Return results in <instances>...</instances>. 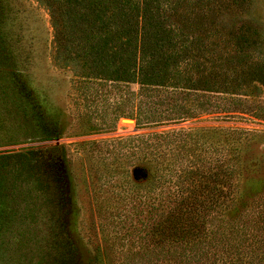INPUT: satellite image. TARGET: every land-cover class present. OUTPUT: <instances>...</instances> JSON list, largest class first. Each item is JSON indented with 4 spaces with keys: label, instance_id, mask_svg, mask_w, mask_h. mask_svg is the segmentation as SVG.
Instances as JSON below:
<instances>
[{
    "label": "rangeland",
    "instance_id": "374dc122",
    "mask_svg": "<svg viewBox=\"0 0 264 264\" xmlns=\"http://www.w3.org/2000/svg\"><path fill=\"white\" fill-rule=\"evenodd\" d=\"M157 2L167 21L202 23L196 38L210 52L200 61L236 72L238 85L177 95V109L189 113L183 121L136 127L123 114L149 105L162 118L173 101L159 102L165 91L135 98V83L84 78L57 42L44 0H0V264H155L146 231L160 212L146 203L164 192L150 183L153 168L166 170L172 160L144 158L135 136L192 132L200 156L236 157L237 212L264 198V85L253 76L264 75V0ZM239 31L248 46L228 60L236 54L231 33ZM28 151L37 164L1 158Z\"/></svg>",
    "mask_w": 264,
    "mask_h": 264
},
{
    "label": "trees",
    "instance_id": "16d2710c",
    "mask_svg": "<svg viewBox=\"0 0 264 264\" xmlns=\"http://www.w3.org/2000/svg\"><path fill=\"white\" fill-rule=\"evenodd\" d=\"M157 1L44 0L57 42L64 43L67 58L80 63L84 78L113 85L135 83L138 87L130 92L132 97L165 91L166 99L159 102L173 100L162 118L149 105L148 111L136 107L123 114L136 127L183 121L189 113L177 109V95L205 97L204 92L238 85L236 72L226 74L200 61V52H210L196 38L204 32L202 23L187 20L183 28L167 21ZM231 38L236 54L228 60L238 61L248 37L239 31L232 32ZM253 76L264 85L262 73ZM193 136L178 128L129 138L137 142L144 158L154 163L172 160L163 166L166 170L153 168L150 183L164 192L158 199L150 196L146 203L151 214L160 213L146 231L145 251L155 264H264V198L251 200L250 207L240 203L250 209L237 212L233 207L238 193L236 157L228 156L223 163L210 155L200 156ZM188 139L193 141L189 145ZM9 157L16 163L37 164L34 151L1 156ZM181 159L189 164H179ZM231 208L236 211L229 217ZM221 212L226 217H220ZM216 216L219 220L214 222Z\"/></svg>",
    "mask_w": 264,
    "mask_h": 264
}]
</instances>
